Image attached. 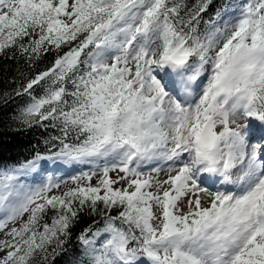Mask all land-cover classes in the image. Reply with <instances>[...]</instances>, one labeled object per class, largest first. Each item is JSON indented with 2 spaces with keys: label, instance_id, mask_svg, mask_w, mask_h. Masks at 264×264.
Listing matches in <instances>:
<instances>
[{
  "label": "snow or ice",
  "instance_id": "obj_1",
  "mask_svg": "<svg viewBox=\"0 0 264 264\" xmlns=\"http://www.w3.org/2000/svg\"><path fill=\"white\" fill-rule=\"evenodd\" d=\"M210 2L0 0V55L66 49L22 90L60 146L0 168V264L54 258L85 209L82 264H264V0L200 33Z\"/></svg>",
  "mask_w": 264,
  "mask_h": 264
},
{
  "label": "trees",
  "instance_id": "obj_2",
  "mask_svg": "<svg viewBox=\"0 0 264 264\" xmlns=\"http://www.w3.org/2000/svg\"><path fill=\"white\" fill-rule=\"evenodd\" d=\"M198 0H185L191 7ZM244 0H211L207 10L201 14L199 32L204 33L212 28L210 21L215 19L228 7L243 3ZM183 15V13H182ZM59 52L52 51L42 55L39 59L28 61L24 55L14 52L12 49L0 55V167L5 165H21L33 158L37 153L48 154L58 150L60 144L53 139L61 135L59 127L50 126L49 121H44L32 126L24 125L20 116L22 110L31 102V96L23 93L24 85L41 73L50 68ZM44 81L31 90L32 95L41 96L46 87ZM22 94L17 95V91ZM69 140H73L69 136ZM96 183V179L92 181ZM117 209H113L112 215H116ZM50 222V221H49ZM104 220L99 215L90 214L85 209L79 213V218L71 228V235L55 257H49L47 261L37 259L36 264H82L84 246L78 237L87 228L101 226ZM51 251V249H49Z\"/></svg>",
  "mask_w": 264,
  "mask_h": 264
},
{
  "label": "rangeland",
  "instance_id": "obj_3",
  "mask_svg": "<svg viewBox=\"0 0 264 264\" xmlns=\"http://www.w3.org/2000/svg\"><path fill=\"white\" fill-rule=\"evenodd\" d=\"M223 21H224V19L223 20H221V19H218L216 22H214L213 23V25L214 26H219V25H221L222 23H223ZM98 163H103V161H98ZM153 165H151V164H149V165H147L146 167L147 168H151ZM94 167V165H92V164H89V163H74V164H71V165H66L65 166V168L67 169V171L66 172H72V171H74V170H76V171H80V170H82V171H89L91 168H93ZM60 173H64V172H60ZM60 173H57L56 174V178H60ZM110 175H113V176H115V173H112V174H110ZM36 178V179H35ZM161 179H163V178H166V174L165 173H161V177H160ZM21 180L23 181V182H26V183H29V184H31V183H36V182H39L40 180H41V176H40V174L38 173V172H32V173H29L27 176H22L21 177ZM94 180V179H93ZM27 218V216H25V219ZM18 226V225H17ZM108 234L106 233L105 234V237L107 236ZM0 238H3V234L2 233H0ZM98 245H99V243H98Z\"/></svg>",
  "mask_w": 264,
  "mask_h": 264
}]
</instances>
